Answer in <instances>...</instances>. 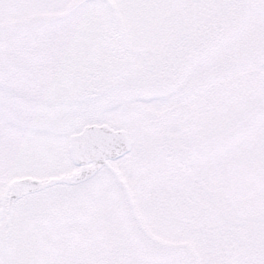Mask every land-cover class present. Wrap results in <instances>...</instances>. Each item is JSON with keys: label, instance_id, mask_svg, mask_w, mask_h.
I'll list each match as a JSON object with an SVG mask.
<instances>
[{"label": "snow or ice", "instance_id": "snow-or-ice-1", "mask_svg": "<svg viewBox=\"0 0 264 264\" xmlns=\"http://www.w3.org/2000/svg\"><path fill=\"white\" fill-rule=\"evenodd\" d=\"M0 264H264V0H0Z\"/></svg>", "mask_w": 264, "mask_h": 264}]
</instances>
